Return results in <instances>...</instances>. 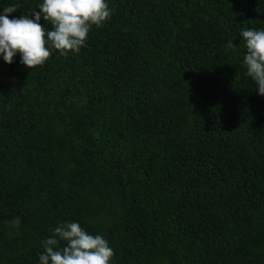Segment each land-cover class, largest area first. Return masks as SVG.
<instances>
[{"label": "trees", "instance_id": "16d2710c", "mask_svg": "<svg viewBox=\"0 0 264 264\" xmlns=\"http://www.w3.org/2000/svg\"><path fill=\"white\" fill-rule=\"evenodd\" d=\"M108 4L79 52L0 59V264H37L64 221L112 264H264V96L239 35L264 0Z\"/></svg>", "mask_w": 264, "mask_h": 264}, {"label": "clouds", "instance_id": "9594fccd", "mask_svg": "<svg viewBox=\"0 0 264 264\" xmlns=\"http://www.w3.org/2000/svg\"><path fill=\"white\" fill-rule=\"evenodd\" d=\"M18 8V0L0 5V59L11 64L19 54L20 63L31 69L56 51L61 56L79 52L92 26L100 27L112 14L108 0H40L39 11L10 18ZM42 18L50 29L40 23ZM239 35L245 49L244 75L264 96V28H244ZM226 48L235 52L236 45L229 40ZM51 233L41 241L37 264H112L114 250L108 240L88 232L78 221L58 222Z\"/></svg>", "mask_w": 264, "mask_h": 264}]
</instances>
